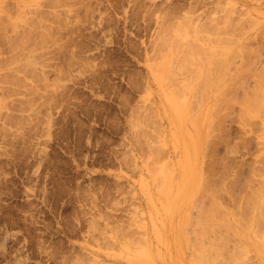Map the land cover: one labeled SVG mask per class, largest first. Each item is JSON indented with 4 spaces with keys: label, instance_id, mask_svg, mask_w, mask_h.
I'll return each instance as SVG.
<instances>
[{
    "label": "rangeland",
    "instance_id": "rangeland-1",
    "mask_svg": "<svg viewBox=\"0 0 264 264\" xmlns=\"http://www.w3.org/2000/svg\"><path fill=\"white\" fill-rule=\"evenodd\" d=\"M191 168V241L264 231V0H0V264H171Z\"/></svg>",
    "mask_w": 264,
    "mask_h": 264
},
{
    "label": "bare ground",
    "instance_id": "bare-ground-1",
    "mask_svg": "<svg viewBox=\"0 0 264 264\" xmlns=\"http://www.w3.org/2000/svg\"><path fill=\"white\" fill-rule=\"evenodd\" d=\"M164 71H166V70H164ZM157 72H159L158 69H157ZM159 77H160V75H159ZM184 105H185V103H184ZM194 146H197V144H195ZM196 151H197V149H196ZM195 155H197V153H195ZM190 165L194 166L193 160H191ZM203 170L205 172V168ZM188 171H189V175L187 176V180L192 182L191 183L192 185H190V183L187 182L186 180H180L179 184L181 186H180L178 194H181V195L177 196L176 194L175 195L172 194V192H170V195H169L171 202L168 205L171 206L170 211H171L172 215L178 214L181 216V218H179V219H177V218L174 219L176 215H174L173 219L170 218V220H172V224H174L176 226H174V228L170 229L169 231L173 230L175 235H177V232H181V234H182V237L180 236V237L175 238L173 248L178 250V253L173 254V251H172V253L170 254L171 264H177V263L178 264H188L189 261H194L195 264H219V263H221V261H226V260L228 261L229 264H254V263L257 264V262H256L257 260L252 259L253 258L252 256L254 255V254L252 255L253 244L255 245V249L258 252V254L256 255L258 258V264H264V231L262 230L261 232L256 233V231H254L251 228V226L249 228L246 225H241V227L238 229V233L241 236V245L236 247L235 250H233L231 252L228 250L227 239L224 237L215 241V242L208 243V242H204L203 239H201V241H200V239L194 237V235H193L192 239L194 238V240H193L194 242L191 241V239H190L191 234L188 235L189 234L188 231L190 230L189 228L191 227V229H192V226H191L192 224L188 218L189 212H184V214H182L178 211V209H180V207H177V206H179L178 202L180 200H182V202H192V200H193V197H192V191L194 190L193 183L196 182L197 173L195 172V170L193 168H191ZM204 178H203V180L207 179V178H205V179ZM205 182L203 181L204 184H205ZM261 182H263V181H261ZM164 183H165V181H164ZM204 184H202V185H204ZM261 185H262V183H261ZM204 186L206 189V185H204ZM203 188L204 187H202V189ZM202 189L200 188L199 191L202 192ZM259 189H260V187H259ZM203 193H205V192H203ZM203 193L199 194V192H198L199 196L202 195ZM258 194L261 195L260 192ZM199 196L196 198H201ZM262 200H264V199L262 198ZM194 203H196V201H194ZM164 208H166V206ZM225 212H224V214H222L223 223H226L227 220H230V218H233V220H235L237 222L245 220V223L248 224L246 222V219L243 218V215H240L241 211L236 212V210H235V212H236L235 214L239 213V215L229 214V213L226 214L227 212L226 213ZM254 217H257L256 211H254V215L251 218H254ZM249 222H250V220H249ZM217 226L219 227L220 224H218ZM159 227H161V226H159ZM163 234H164V232H163ZM202 234H203V232H200L199 237L202 236ZM192 245H193V250H195L196 253L198 251L200 252V254L196 257H193L196 254L195 252H189L192 248ZM173 248L171 250H173ZM188 252L190 254H188ZM147 254L151 255V258L154 257V253L151 254L150 252L147 251ZM188 256H190V258H188ZM256 256H255V258H256ZM251 259L254 261V263L251 262ZM152 263L153 264H159V262H157L155 260Z\"/></svg>",
    "mask_w": 264,
    "mask_h": 264
}]
</instances>
